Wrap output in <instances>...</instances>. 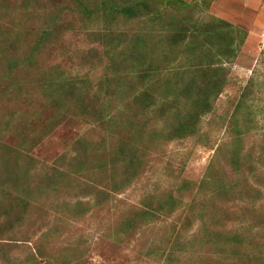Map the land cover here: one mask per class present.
<instances>
[{"label":"rangeland","instance_id":"rangeland-1","mask_svg":"<svg viewBox=\"0 0 264 264\" xmlns=\"http://www.w3.org/2000/svg\"><path fill=\"white\" fill-rule=\"evenodd\" d=\"M100 1L88 0V9L100 8ZM21 2L0 5V170L27 168L32 185L43 183L32 197L37 200L4 203L13 212L0 230V264L230 263L229 256L203 240L200 218L205 230L214 227L208 216H201L210 196L203 181L211 169L229 178L221 147L233 120L243 119L249 129L245 147L252 154L264 152V0L150 2L156 10L163 8L161 24L179 26L184 17L191 19L189 25L204 28L219 19L234 30V54L226 60L207 47L189 59L190 76H202L205 68L198 74L195 67L211 59L221 60L216 65L226 74L211 113L201 119L206 140L167 143L150 138L152 129L127 140L123 122L131 110L122 80L131 33L142 36L146 61L161 69L168 61L172 69L176 59L168 36L152 31L145 20L124 26L119 18L109 26L111 34L119 35V49L114 48L116 39L112 49H104L98 37L83 31L81 8L74 0H37L30 9ZM59 2L66 9L54 23L52 9ZM47 25L52 35L42 43L39 32ZM92 28L100 33L104 25ZM199 37L188 41L195 45L202 41ZM14 46L18 54L9 70ZM27 56L34 58L30 67L24 63ZM53 79L59 85L42 87ZM82 105L88 107L87 115L77 117ZM130 144L139 160L133 172L126 160ZM263 164L264 153L258 173ZM250 196L247 189L241 192L251 206ZM235 205L222 209L231 219L222 218L218 228L226 225L244 233L242 222L232 218L239 213Z\"/></svg>","mask_w":264,"mask_h":264},{"label":"trees","instance_id":"trees-1","mask_svg":"<svg viewBox=\"0 0 264 264\" xmlns=\"http://www.w3.org/2000/svg\"><path fill=\"white\" fill-rule=\"evenodd\" d=\"M4 1L0 0V5L3 6ZM36 1L22 0L21 4L30 9L32 3ZM46 1L50 3L52 0ZM152 1L158 5L162 0H101L100 8L94 10L88 9V0H74L73 3L81 8L82 18L80 20L84 22L83 31L89 37H98L104 49L108 46L112 49L110 44L114 39H116L115 51L119 49V35L111 34L109 28L116 24L119 18L125 22L124 26L132 21L145 20L146 23L152 25V31L157 30V33L168 36L169 46L175 49L176 59L172 60V62L175 60L172 63V69H170L169 61L165 63L164 69L156 68L146 61V45L142 36L138 32L130 34L129 57L126 59L122 80L125 83L124 100L128 102L131 110L130 116L126 114L123 122V127L128 133L127 140L132 142V138L139 133H141L139 136H143L141 132L143 129H148L147 131L152 129L149 134L150 138L153 140L159 138L164 143L185 139L206 140L207 135L201 131V119L211 113L213 103L225 85L226 74L223 73L221 67L216 65L221 63V60L211 59L206 61L205 65L199 64L195 67L197 69L195 72L198 74L201 73L203 67L205 68L202 76L198 75L199 77L195 78L192 75L194 76L192 77L189 71L191 67L189 59L198 52H204V48L207 47L209 50H215L218 57L226 60L227 57L234 54L233 40L231 41L234 30L230 24L219 19H211L204 28L189 25L191 19L184 20V17L179 26L172 25L170 22L161 24V21L164 20L163 13H161L163 8L154 9L155 6L150 5ZM176 4L183 5V3ZM62 5L63 2L53 5L54 12L51 15V20L54 23L61 20L59 17L66 9ZM99 22L104 25V28L100 33H97L92 30L95 29L92 27H97ZM184 24H188V26ZM89 26L92 29L88 28ZM51 33L50 25L41 29L39 32L40 41L43 43L46 38L51 37ZM114 36L116 38H113ZM195 37H199L202 41L195 45L188 41L189 38L195 39ZM2 41L4 42L0 36V43ZM37 48L38 46L33 51H37ZM228 51L230 52L229 56L226 55ZM11 54L14 57L7 59L9 70L16 63L15 57L18 53L15 46L12 48ZM33 59L27 56L24 59L25 65L30 67ZM112 65L115 68L116 64L113 61ZM130 77H134V79L130 80ZM144 82H146L145 86L141 87ZM59 83L53 79L42 84V87L50 89ZM82 106L77 107V117L87 115L88 107ZM242 120L231 121L230 129H228L230 135L221 147V155L225 158V166L228 170H225V173L229 178L214 169H211L204 177L203 185L208 186L210 196L206 197L208 204L203 209L206 210V213L201 216H208V221H213L211 225L215 228L213 227L211 231L205 230L203 217H201L200 230L203 233L205 244H208L219 254L232 259L230 263L226 264H264V210L260 209L264 203V170L257 172V162L264 152L259 151V154L256 152L252 154V148L245 147V136L249 133V129L246 128V123ZM155 127L160 129L156 130ZM128 146L134 156L128 151L126 160L130 165V167L128 166L129 170L133 172L139 168V160L135 157L132 145ZM133 147L135 146L133 145ZM28 173L27 168L0 170V230L3 222L5 220L8 222L10 214L13 212L12 207L9 210L4 208V203L10 202L12 199L15 201L12 203L26 205L32 200H37L32 197L35 193H40V182L43 183V180H40L36 186L32 185ZM134 175L135 173L132 176ZM42 177L51 180L50 176L43 175ZM245 189L251 192V196L248 198L251 206L246 199L242 200L241 198V192ZM234 201H236V205L233 208L239 213L234 214L235 217L232 218L242 222L240 228H245L246 232L244 233L239 230H229L226 225L218 228V223L222 218L231 219L228 216L229 213L222 209H226L227 205H231ZM212 202L215 203L211 205ZM243 202H247L248 205ZM172 208L175 211L177 209ZM220 210L224 214H221ZM246 213L248 215H245Z\"/></svg>","mask_w":264,"mask_h":264}]
</instances>
